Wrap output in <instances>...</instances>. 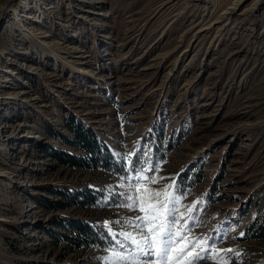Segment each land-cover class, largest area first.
I'll use <instances>...</instances> for the list:
<instances>
[{"label": "rangeland", "instance_id": "374dc122", "mask_svg": "<svg viewBox=\"0 0 264 264\" xmlns=\"http://www.w3.org/2000/svg\"><path fill=\"white\" fill-rule=\"evenodd\" d=\"M70 119L125 166L139 158L136 173L53 159L81 154ZM141 169L154 191L185 182L176 215L183 224L196 204L188 239L215 249L197 264H264V0H13L0 10V264H108L114 251L130 257L118 264L154 260L122 235L138 232L129 221L142 213L127 197ZM89 190L104 198L73 201ZM65 220L105 228L112 249L74 248Z\"/></svg>", "mask_w": 264, "mask_h": 264}, {"label": "snow or ice", "instance_id": "6c2138e0", "mask_svg": "<svg viewBox=\"0 0 264 264\" xmlns=\"http://www.w3.org/2000/svg\"><path fill=\"white\" fill-rule=\"evenodd\" d=\"M134 179L138 182L131 185L135 189V195L127 197V200L130 201L128 207L136 208L142 215L129 221L138 230L137 235L132 233H122V235L126 241L135 246L139 254L155 257L154 260L147 261V264H180L181 261L183 264H197L198 261L207 258L206 253L215 251L204 237L188 239L190 233L188 220L195 219L191 214L195 210L196 204L187 209L188 220L181 224L180 220L184 219L185 214L181 213L179 217L176 215L177 205L180 204L182 197L175 195L178 186L174 179L163 191H154L139 182L144 181L152 184L158 182L155 177L144 175L143 169L140 170V175ZM179 245L182 247L178 248ZM198 248L200 250L196 251ZM233 252L232 249L221 250L217 253V258L223 260L225 256ZM235 254L240 255V253ZM129 258V256L114 251L107 260L108 264H118V262L127 261Z\"/></svg>", "mask_w": 264, "mask_h": 264}, {"label": "trees", "instance_id": "16d2710c", "mask_svg": "<svg viewBox=\"0 0 264 264\" xmlns=\"http://www.w3.org/2000/svg\"><path fill=\"white\" fill-rule=\"evenodd\" d=\"M67 129L73 135V145L81 154L72 155L64 151L52 150L51 157L60 164L74 169L103 170L119 177H125L130 173H136L139 169V158L136 157L133 163L125 166L116 158L110 147L90 127L80 121L70 119L67 121ZM184 183L180 185V183L177 182V190H180V188L184 186ZM89 191L77 192L75 196L72 194L74 196L73 201L86 207L93 206L97 199L104 198L103 195L94 194ZM65 196L59 193L60 198H64ZM110 199L112 201L115 200L114 197ZM57 223L64 231L71 232L69 236H64L62 238L74 248L110 250L113 247L111 246L113 240L106 229L94 223L78 220H65L62 221V223L61 221ZM50 236L53 237L54 234L51 232Z\"/></svg>", "mask_w": 264, "mask_h": 264}, {"label": "bare ground", "instance_id": "6f19581e", "mask_svg": "<svg viewBox=\"0 0 264 264\" xmlns=\"http://www.w3.org/2000/svg\"><path fill=\"white\" fill-rule=\"evenodd\" d=\"M13 0H5L4 6L3 8H1V12L4 10V8H6L7 5H10L12 3ZM237 1V0H236ZM240 2V1H238ZM234 3V2H233ZM235 4V3H234ZM234 6V5H233ZM237 6V5H236ZM238 7V6H237ZM233 8V7H232ZM236 8V7H235ZM232 12V11H231ZM226 14V13H225ZM221 18V17H220ZM216 22V21H215ZM212 28V27H211Z\"/></svg>", "mask_w": 264, "mask_h": 264}]
</instances>
